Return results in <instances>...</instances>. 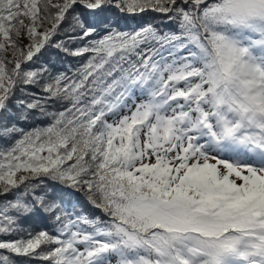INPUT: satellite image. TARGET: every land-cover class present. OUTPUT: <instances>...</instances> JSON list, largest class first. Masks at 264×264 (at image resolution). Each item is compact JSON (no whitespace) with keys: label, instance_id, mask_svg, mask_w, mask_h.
I'll use <instances>...</instances> for the list:
<instances>
[{"label":"snow or ice","instance_id":"6c2138e0","mask_svg":"<svg viewBox=\"0 0 264 264\" xmlns=\"http://www.w3.org/2000/svg\"><path fill=\"white\" fill-rule=\"evenodd\" d=\"M0 139V264H264V0H0Z\"/></svg>","mask_w":264,"mask_h":264},{"label":"rangeland","instance_id":"374dc122","mask_svg":"<svg viewBox=\"0 0 264 264\" xmlns=\"http://www.w3.org/2000/svg\"><path fill=\"white\" fill-rule=\"evenodd\" d=\"M149 15H153V14H149ZM101 16L98 19H102ZM146 16L147 17H143L144 22L153 19L152 16H148V15H146ZM134 24H136V23H134ZM127 26L128 25H126L124 28H121V29H125V28H127ZM134 27L135 26L129 27V30H131V28H134ZM167 27H171V25H168ZM63 38H64V35H63V33H61L60 35L53 37V41L55 42L56 40L63 39ZM47 57L49 58V61H55L57 58H66V56H64L62 53H58L55 49L49 48V49L45 50L44 55L41 56V60L37 61L36 64L33 65V67H39L41 62L44 63V61L47 59ZM67 57L70 59V62H76L77 60L81 59V58H76V57H71V56H67ZM81 62L82 61H79V62L75 63V65H71L72 69H75V67H77L78 64ZM57 66L61 69H58L56 71H68V68H66V69L64 68L67 65L57 64ZM69 75H71L70 71H69ZM17 95H19V93H17ZM13 103H14V101H13ZM10 106L14 107L13 104H10ZM9 142L10 141L2 143L0 141V146H4ZM50 186H51V188L53 187L51 184H49V187ZM51 192L53 195H55V190H53ZM49 195H50V193H49ZM2 199L3 198H0V200H2ZM73 203L75 204V207H69L66 209V211H68L70 214L80 215L83 213L85 215H88L90 218L97 217V216L101 217L102 219L104 218L102 215L103 213L99 209H96L92 205H90L83 196H79L77 198H74ZM53 225L54 224H53V221L51 219H46L45 217L38 218V216L30 217V218H28L22 222L23 227L28 228L33 232L39 231V230L52 231L54 228ZM6 238L7 237L0 236V239H6Z\"/></svg>","mask_w":264,"mask_h":264},{"label":"trees","instance_id":"16d2710c","mask_svg":"<svg viewBox=\"0 0 264 264\" xmlns=\"http://www.w3.org/2000/svg\"><path fill=\"white\" fill-rule=\"evenodd\" d=\"M148 16H152L153 17V19H151V20H148V21H153L154 20V15H148ZM144 17H147V16H144ZM101 18L103 19L104 18V16L102 15L101 16ZM142 22H144V20L142 21ZM157 23H158V21H156ZM126 25H122L121 26V28H124ZM133 26H135V27H137V25L136 24H132L131 25V27H133ZM161 27H164L163 25H161ZM121 30H128V31H130L129 30V26H127V28H125V29H121ZM79 61H82V59H80V60H77L76 62H70V59L66 56V58H57L55 61H49V58L47 57V59L44 61V63H48L50 66H52L53 67V70L54 71H56V70H58V69H61V68H59L58 66H57V64H59V65H62V64H64V65H75V63H77V62H79ZM67 66L66 67H64L65 69L67 68ZM62 67V66H61ZM11 108H12V111L13 112H16L17 111V109L15 108V107H12V106H10ZM57 108H59L60 106L59 105H57L56 106ZM44 122V121H43ZM46 122V121H45ZM42 123V121L41 120H33V119H29V120H27V121H23V120H21V121H19V126L20 127H23V128H25V129H29V128H32V127H35V126H37L38 124H41ZM0 141L3 143V142H8L7 140H2V139H0ZM50 188H51V186H50ZM50 193V196H53V194H52V192H49ZM42 217H45L46 219H51L50 217H48V216H43V215H41V216H38V218H42ZM54 226V225H53ZM8 238V237H7Z\"/></svg>","mask_w":264,"mask_h":264}]
</instances>
